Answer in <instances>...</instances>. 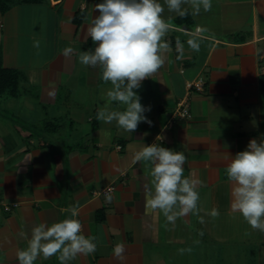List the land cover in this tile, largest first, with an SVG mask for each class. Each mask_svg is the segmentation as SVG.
I'll list each match as a JSON object with an SVG mask.
<instances>
[{"label": "crops", "instance_id": "crops-1", "mask_svg": "<svg viewBox=\"0 0 264 264\" xmlns=\"http://www.w3.org/2000/svg\"><path fill=\"white\" fill-rule=\"evenodd\" d=\"M101 2L0 0V71L10 86L0 88V264H19L17 251L27 248L32 227L71 218L65 209L72 207L97 250L69 264H264V233L232 211L226 176L231 156L264 139V0H211V11L198 15L184 4L183 17L158 0L173 25L166 36L172 51L134 90L151 107L145 115L152 124L141 122L131 134L116 121L97 120L105 104L123 106L109 104L112 86L101 68L79 60L95 47L87 27ZM194 33L199 52L187 44ZM67 47L74 49L70 57L63 55ZM198 77L204 91L188 93L187 83ZM186 96L191 118L168 125ZM153 143L183 151L184 177L202 182L199 215L180 217L175 226L146 206L151 165L132 162ZM108 186L115 187L111 202L93 193ZM213 208L217 218L209 215ZM118 243L122 260L113 255ZM182 248L192 251L181 255ZM58 256L34 264H60Z\"/></svg>", "mask_w": 264, "mask_h": 264}, {"label": "clouds", "instance_id": "clouds-1", "mask_svg": "<svg viewBox=\"0 0 264 264\" xmlns=\"http://www.w3.org/2000/svg\"><path fill=\"white\" fill-rule=\"evenodd\" d=\"M165 4L170 12L181 17L188 13L187 8H182L184 4L190 5L193 15H198L201 9L205 12L212 9L211 0H165ZM94 9L99 15L91 18L87 34L95 47L81 51L79 60L85 66L101 68V79L112 86L106 94L109 104L118 102L123 106L122 111H117L109 110L105 104L97 111L96 118L106 123L116 121L118 128L131 134L141 122L152 124L145 115L151 107L142 105L134 90L163 66L164 54L172 51L166 36L173 30V25L162 18L164 7L158 0H103L95 4ZM201 31L206 29L198 28L196 33ZM187 44L191 50L200 51L195 33L190 34ZM183 49L184 45L177 37V59L183 57ZM73 53L71 47L63 50L65 57ZM231 157L226 167L227 179L233 185L231 209L240 213L252 229L264 233V139L260 142L251 139L246 150ZM132 162L151 165L152 187L144 186L148 208L160 210L173 226L180 217L199 215L197 186H202V182L184 177L187 157L183 151H173L157 143L144 144L134 154ZM113 191L111 187L106 188L107 202L112 201ZM65 211L71 213V218L50 226L41 222L32 227L27 248L17 251L19 264H34L39 257L48 259L57 253L60 264H69L80 255L96 252V237L83 234L82 222L75 218L78 215L76 208ZM219 214L217 208L209 213L213 218ZM199 235L203 236V232ZM124 250V245L118 243L113 248V255L122 260ZM191 251V248L178 250L181 255Z\"/></svg>", "mask_w": 264, "mask_h": 264}, {"label": "built area", "instance_id": "built-area-1", "mask_svg": "<svg viewBox=\"0 0 264 264\" xmlns=\"http://www.w3.org/2000/svg\"><path fill=\"white\" fill-rule=\"evenodd\" d=\"M204 85H205L204 79L202 77H198L195 80L187 83L188 93H190L192 90L203 92ZM191 116L192 113L190 107V99L188 96H186L184 99L178 102L177 108L175 109L173 115L171 116L168 125L170 126L173 125L177 120H181V121L188 120L189 118H191ZM108 187H111L112 189L115 190L114 186H108ZM108 187L96 190L93 193L95 195L105 196V191L106 188ZM113 192L111 193V195L113 194Z\"/></svg>", "mask_w": 264, "mask_h": 264}, {"label": "trees", "instance_id": "trees-1", "mask_svg": "<svg viewBox=\"0 0 264 264\" xmlns=\"http://www.w3.org/2000/svg\"><path fill=\"white\" fill-rule=\"evenodd\" d=\"M3 74H4V70H1V71H0V88H1L2 90H3V89L6 90V89H8L10 86H8V84L6 83V80H7V79H5L6 77L4 78V75H3Z\"/></svg>", "mask_w": 264, "mask_h": 264}, {"label": "rangeland", "instance_id": "rangeland-1", "mask_svg": "<svg viewBox=\"0 0 264 264\" xmlns=\"http://www.w3.org/2000/svg\"><path fill=\"white\" fill-rule=\"evenodd\" d=\"M0 106H2V104H0ZM1 111V110H0ZM1 113H2V111H1Z\"/></svg>", "mask_w": 264, "mask_h": 264}]
</instances>
